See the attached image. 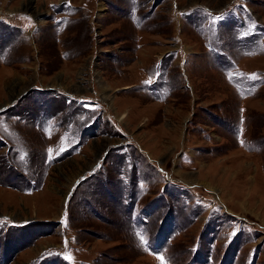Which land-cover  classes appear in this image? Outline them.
<instances>
[{
	"label": "rangeland",
	"instance_id": "obj_1",
	"mask_svg": "<svg viewBox=\"0 0 264 264\" xmlns=\"http://www.w3.org/2000/svg\"><path fill=\"white\" fill-rule=\"evenodd\" d=\"M0 264H264V0H0Z\"/></svg>",
	"mask_w": 264,
	"mask_h": 264
}]
</instances>
